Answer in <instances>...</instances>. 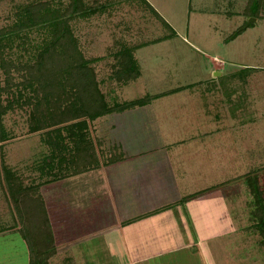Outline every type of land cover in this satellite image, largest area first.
I'll list each match as a JSON object with an SVG mask.
<instances>
[{
	"label": "rangeland",
	"instance_id": "rangeland-1",
	"mask_svg": "<svg viewBox=\"0 0 264 264\" xmlns=\"http://www.w3.org/2000/svg\"><path fill=\"white\" fill-rule=\"evenodd\" d=\"M37 1L42 0H0V27L13 23L19 5ZM43 1L62 10L70 2ZM148 2L170 27L143 0H85L86 6L98 7L97 13L70 22L109 104L150 97L144 105L98 118L97 140L107 161L114 152L149 161L164 149L180 191L211 187L206 192L221 194L222 201L227 197L234 229L226 232L231 239L224 236L216 243L227 250L223 259L246 264L245 252L253 245L243 236L257 231L251 226L252 196L243 175L258 171L264 186V0L260 9L257 0ZM240 27L239 35L228 38ZM124 46L133 49L140 74L121 82L115 73L116 53ZM2 124L7 137L0 141V178L5 164L25 186L47 179L38 166L48 148L39 133L29 131L26 110H9ZM115 141L118 147L112 148ZM179 171L188 173L182 177ZM59 183L40 184L43 197ZM1 187L0 182V231L18 230L20 211L9 205ZM181 209L186 213L184 202ZM0 237L2 264H30L23 231ZM32 250L37 256L36 244ZM251 259L250 253L254 264Z\"/></svg>",
	"mask_w": 264,
	"mask_h": 264
},
{
	"label": "trees",
	"instance_id": "trees-1",
	"mask_svg": "<svg viewBox=\"0 0 264 264\" xmlns=\"http://www.w3.org/2000/svg\"><path fill=\"white\" fill-rule=\"evenodd\" d=\"M143 1L170 27L148 0ZM257 1L256 9H260L263 0ZM17 9L13 23L0 27V141L7 137L3 116L16 108L26 110L29 131L39 133L48 148L38 170L49 177L39 184L25 186L4 164L0 182L9 205L15 204L20 211L19 221L15 220L22 223L17 226L25 233L30 264H49L55 244L40 184L122 159L114 152L107 161L94 123L107 114L144 105L150 97L115 104L107 101L96 71L79 49L70 25L77 16L97 13L98 7L86 6L85 0H70L62 10L42 0L19 5ZM249 11L246 7V13ZM243 28L228 38H235ZM132 51L124 46L116 53L115 73L121 82L140 74ZM243 176L252 196L251 226L264 249V186L256 170ZM35 244L38 257L32 250Z\"/></svg>",
	"mask_w": 264,
	"mask_h": 264
},
{
	"label": "crops",
	"instance_id": "crops-1",
	"mask_svg": "<svg viewBox=\"0 0 264 264\" xmlns=\"http://www.w3.org/2000/svg\"><path fill=\"white\" fill-rule=\"evenodd\" d=\"M116 142L110 143L112 148L118 147ZM119 156L123 158L61 177L59 189L49 187L44 199L55 244L49 264L234 263L222 258L227 250L216 243L224 236L231 239L226 232L234 229L227 197L222 201L221 194L206 192L211 187L180 191L164 149L149 161L133 154ZM184 172L179 174L183 177L188 173ZM183 202L187 214L179 212ZM14 231L18 230L0 231V236ZM243 237L253 245L245 252L246 264H250V253L254 264H264L259 234ZM4 256L2 252L0 260Z\"/></svg>",
	"mask_w": 264,
	"mask_h": 264
}]
</instances>
